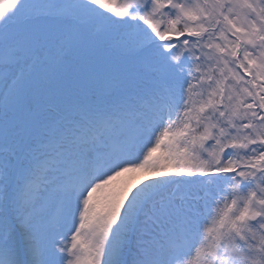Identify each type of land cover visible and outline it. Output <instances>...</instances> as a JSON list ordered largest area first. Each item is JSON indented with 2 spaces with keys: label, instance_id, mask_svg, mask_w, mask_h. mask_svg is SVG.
I'll return each instance as SVG.
<instances>
[{
  "label": "snow or ice",
  "instance_id": "snow-or-ice-1",
  "mask_svg": "<svg viewBox=\"0 0 264 264\" xmlns=\"http://www.w3.org/2000/svg\"><path fill=\"white\" fill-rule=\"evenodd\" d=\"M0 264H264V0H0Z\"/></svg>",
  "mask_w": 264,
  "mask_h": 264
},
{
  "label": "rangeland",
  "instance_id": "rangeland-1",
  "mask_svg": "<svg viewBox=\"0 0 264 264\" xmlns=\"http://www.w3.org/2000/svg\"><path fill=\"white\" fill-rule=\"evenodd\" d=\"M117 2H119V0H117Z\"/></svg>",
  "mask_w": 264,
  "mask_h": 264
},
{
  "label": "trees",
  "instance_id": "trees-1",
  "mask_svg": "<svg viewBox=\"0 0 264 264\" xmlns=\"http://www.w3.org/2000/svg\"><path fill=\"white\" fill-rule=\"evenodd\" d=\"M119 2H121V0H119Z\"/></svg>",
  "mask_w": 264,
  "mask_h": 264
}]
</instances>
